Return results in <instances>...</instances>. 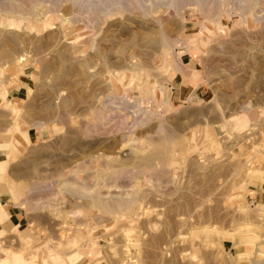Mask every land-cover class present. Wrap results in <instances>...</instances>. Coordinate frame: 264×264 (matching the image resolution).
Returning <instances> with one entry per match:
<instances>
[{"label": "rangeland", "instance_id": "374dc122", "mask_svg": "<svg viewBox=\"0 0 264 264\" xmlns=\"http://www.w3.org/2000/svg\"><path fill=\"white\" fill-rule=\"evenodd\" d=\"M92 1L0 0V261L264 264V0Z\"/></svg>", "mask_w": 264, "mask_h": 264}, {"label": "crops", "instance_id": "0c3cea01", "mask_svg": "<svg viewBox=\"0 0 264 264\" xmlns=\"http://www.w3.org/2000/svg\"><path fill=\"white\" fill-rule=\"evenodd\" d=\"M188 64H185V71L175 73L170 78V81L167 83V94L169 95L170 101L179 102L185 101L189 98H199L204 92V87L202 88V81L199 80L194 71L198 69L188 68ZM203 89V91L201 90ZM264 171V163L262 166ZM264 177V173H263ZM249 199L255 206L264 205V178L263 181L259 183V187L249 189ZM15 207H10L9 201H4L0 198V235L1 232L5 231V227L12 228L18 226L19 229L24 228L28 225V222L25 216L16 212ZM10 213V215H9ZM232 245L230 247V252L232 253ZM238 251H236L237 253Z\"/></svg>", "mask_w": 264, "mask_h": 264}, {"label": "bare ground", "instance_id": "6f19581e", "mask_svg": "<svg viewBox=\"0 0 264 264\" xmlns=\"http://www.w3.org/2000/svg\"><path fill=\"white\" fill-rule=\"evenodd\" d=\"M76 2L78 1V0H75ZM80 1V0H79ZM85 1V0H84ZM84 1H82L81 0V2L83 3ZM87 1V0H86ZM99 1H101L103 4H105V3H109V4H111V1H112V3L113 4H116L117 3V1L118 0H99ZM138 1V0H137ZM142 1V0H141ZM155 1V0H154ZM156 1H158V0H156ZM159 1H161V0H159ZM188 1V2H187ZM189 1L190 0H167V1H165V5H166V2H167V5L169 4V2L171 3V4H174V5H180V7H182V5H185L186 3H187V5H188V3H189ZM205 1V0H204ZM121 2V1H120ZM147 2V1H146ZM191 2V1H190ZM122 3H125V1L123 2V0H122ZM143 3V2H142ZM141 3V4H142ZM148 3V2H147ZM156 3V2H155ZM192 3V2H191ZM12 4H14L15 5V3H12ZM85 4H86V2H85ZM108 4V5H109ZM126 4V3H125ZM125 4H123V5H125ZM247 4V3H246ZM96 5H101L99 2H97V0H95V2H93L92 1V3L90 2V3H87L86 5H85V7L86 8H90V7H93L94 6V8L96 7ZM117 5V4H116ZM142 5H144V3L142 4ZM148 5V4H147ZM154 5V6H153ZM152 6H153V8L155 7V8H157V6H158V3H157V5L155 6V4H153ZM160 5V4H159ZM217 5V4H216ZM79 6H80V3H79ZM111 6V5H110ZM133 6V5H132ZM151 6V5H150ZM102 7V6H101ZM130 7V6H129ZM145 7V6H144ZM147 7V6H146ZM184 7V6H183ZM222 7V6H221ZM97 8V7H96ZM112 8V7H111ZM110 8V9H111ZM150 8V7H149ZM154 8V9H155ZM102 9H103V7H102ZM154 9H153V11H154ZM84 10V9H83ZM113 10V9H112ZM148 10V9H147ZM90 11V10H89ZM96 11V10H95ZM95 11H93V12H95ZM97 11H98V9H97ZM150 11H151V9H150ZM85 13L87 12V9L84 11ZM91 12V11H90ZM87 14V13H86ZM96 14V13H95ZM87 17V16H86ZM88 20V19H87ZM166 35V34H165ZM160 40H161V42H170V37L168 36V37H166V36H163L162 37V39L160 38ZM172 43V42H171ZM170 43V44H171ZM168 44V43H167ZM142 106V105H141ZM148 166V165H147ZM117 174V173H116ZM98 200V199H97ZM115 204V203H114ZM16 228V227H15ZM5 231H6V229H5ZM1 240V239H0ZM18 250V249H17ZM23 250V249H22ZM11 254V253H10ZM25 254V253H24ZM24 256V255H23ZM25 257V256H24ZM80 257H81V254L80 253H76L75 255H73L72 257L70 256V257H68L67 259H66V261L68 262V263H66V261H65V258H64V261H63V259L61 260V261H63V263L65 262L66 264H75L79 259H80ZM60 258V257H59ZM28 259H30V258H28ZM11 260V259H10ZM9 260V258H7V259H2L1 261H0V264H12L11 263V261ZM20 264H30V263H32V264H34L33 262H30L29 260L27 261V258L25 259H23L22 261H20L19 262ZM64 263V264H65ZM57 264H59V262L57 263ZM60 264H61V262H60Z\"/></svg>", "mask_w": 264, "mask_h": 264}]
</instances>
